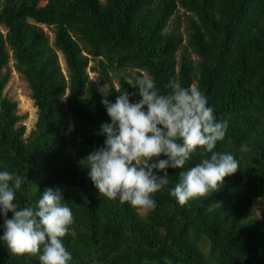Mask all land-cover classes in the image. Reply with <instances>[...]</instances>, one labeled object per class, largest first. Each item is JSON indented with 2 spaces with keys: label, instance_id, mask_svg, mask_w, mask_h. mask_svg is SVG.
I'll return each mask as SVG.
<instances>
[{
  "label": "trees",
  "instance_id": "trees-1",
  "mask_svg": "<svg viewBox=\"0 0 264 264\" xmlns=\"http://www.w3.org/2000/svg\"><path fill=\"white\" fill-rule=\"evenodd\" d=\"M40 2L0 6L7 28L0 32V171L25 177L18 206L35 209L44 190L62 191L74 219L62 238L68 264H264V211L251 212L255 201L264 203V0ZM181 10L184 32L180 25L169 30ZM40 24L54 28L53 43ZM10 52L38 110L28 136L18 103L4 95ZM96 58L112 103L145 75L164 95L173 80L198 88L217 121H227L214 151L233 155L237 172L218 191L181 206L170 192L181 171L205 158L198 148L182 169H167L169 183L153 194L156 207L145 215L100 195L80 163L103 146L100 126L111 122L88 72ZM110 68L135 73L117 86ZM3 226L0 214V236ZM0 264L39 260L11 254L0 240Z\"/></svg>",
  "mask_w": 264,
  "mask_h": 264
},
{
  "label": "clouds",
  "instance_id": "clouds-1",
  "mask_svg": "<svg viewBox=\"0 0 264 264\" xmlns=\"http://www.w3.org/2000/svg\"><path fill=\"white\" fill-rule=\"evenodd\" d=\"M168 87L170 94H161L145 75L136 79L135 91L120 93L114 103L102 92L101 103L111 121L100 126L104 144L80 161L100 195L119 198L134 209L154 210L152 196L169 183L167 169H182L198 148L204 150L205 158L181 171L179 183L170 192L181 206L218 191L225 177L239 169L233 155L214 151L225 138L227 121H217L206 96L175 80ZM133 96L139 99L130 102ZM247 150L242 146V151ZM24 182L19 174L0 171V214L4 216L0 240L13 255L38 257L39 264H68L72 256L62 238L74 219L63 203L62 191L46 189L35 209L21 208L15 202L16 192Z\"/></svg>",
  "mask_w": 264,
  "mask_h": 264
},
{
  "label": "rangeland",
  "instance_id": "rangeland-1",
  "mask_svg": "<svg viewBox=\"0 0 264 264\" xmlns=\"http://www.w3.org/2000/svg\"><path fill=\"white\" fill-rule=\"evenodd\" d=\"M4 1L5 0H0V6ZM46 3L47 0H41L40 2L41 5H45ZM182 12H183L182 10L179 12V14H181L180 15L181 19H179V21H181L180 24L179 21L172 20L170 23L169 30H172L176 26L180 25L181 31L184 32L186 27V21H185V16ZM40 26L43 27V29L46 31L47 35L49 36L50 41L53 43L54 32H55L54 28L48 27L47 25H43V24H40ZM0 32H3L5 34L7 32V28L4 25H0ZM59 55L63 70L67 74L63 56L61 53ZM194 57L197 59L196 56ZM100 63H101V59L99 58L92 59V61L90 62V68L88 69V72L90 79L96 84L98 89L101 92L107 93V91L109 90V84L105 80V78L103 77L100 71L101 69ZM5 71L10 73V78L4 90V95L7 98L14 100L18 103V107H19L18 113L22 117V121L20 122L19 126L26 127L27 136H28L31 133V131L34 130L36 127L38 110L31 97V89L27 81L16 70L15 59L12 55V52H10L9 64L5 69ZM134 73L135 72L132 69H125V70H116L111 68L109 69V74L113 78L117 86H119V81L121 80V78L130 79V77L134 75ZM139 211L141 212L142 215H145L146 213V211L143 210H139ZM263 211H264V203L261 200L255 201L251 212L261 216Z\"/></svg>",
  "mask_w": 264,
  "mask_h": 264
}]
</instances>
